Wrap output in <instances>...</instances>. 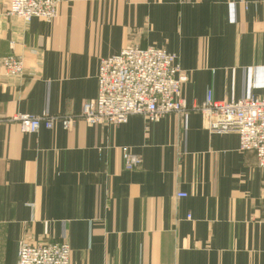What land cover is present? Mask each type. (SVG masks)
Segmentation results:
<instances>
[{
  "label": "crops",
  "instance_id": "crops-1",
  "mask_svg": "<svg viewBox=\"0 0 264 264\" xmlns=\"http://www.w3.org/2000/svg\"><path fill=\"white\" fill-rule=\"evenodd\" d=\"M0 4V264L22 244L67 242L70 264H264V173L235 132L198 112L157 123L25 134L13 116H74L97 97L102 59L130 44L178 57L191 108L264 96V0H63L25 23ZM142 157L126 170L123 150ZM186 194V198H178Z\"/></svg>",
  "mask_w": 264,
  "mask_h": 264
},
{
  "label": "built area",
  "instance_id": "built-area-1",
  "mask_svg": "<svg viewBox=\"0 0 264 264\" xmlns=\"http://www.w3.org/2000/svg\"><path fill=\"white\" fill-rule=\"evenodd\" d=\"M63 0H0L8 8V15L30 23L38 19L51 23L58 17ZM25 62L22 56L0 58V76L22 77ZM186 77L178 57L165 49L127 45L120 53L102 59L98 69L97 97L83 104L81 113L74 116H32L18 114L11 123L25 134L41 129L53 130L60 124L71 131L82 121L88 125H121L133 116L157 123L169 115L183 116L198 112L204 130L213 133L235 132L239 151L252 153L264 173V96L249 97L233 102L217 101L209 90L202 105L191 108L182 96ZM126 170L141 167L142 157L123 150ZM186 198V194H178ZM264 202V187L262 191ZM71 249L67 242L22 244L16 264H70Z\"/></svg>",
  "mask_w": 264,
  "mask_h": 264
},
{
  "label": "rangeland",
  "instance_id": "rangeland-1",
  "mask_svg": "<svg viewBox=\"0 0 264 264\" xmlns=\"http://www.w3.org/2000/svg\"><path fill=\"white\" fill-rule=\"evenodd\" d=\"M7 77H9V76H7Z\"/></svg>",
  "mask_w": 264,
  "mask_h": 264
}]
</instances>
